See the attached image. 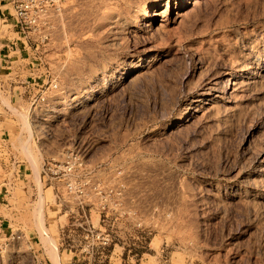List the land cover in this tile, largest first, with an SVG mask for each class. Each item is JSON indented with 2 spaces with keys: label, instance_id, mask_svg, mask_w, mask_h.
Listing matches in <instances>:
<instances>
[{
  "label": "rangeland",
  "instance_id": "rangeland-1",
  "mask_svg": "<svg viewBox=\"0 0 264 264\" xmlns=\"http://www.w3.org/2000/svg\"><path fill=\"white\" fill-rule=\"evenodd\" d=\"M65 6L0 64V264H264V0ZM76 200L117 234L111 260L64 250Z\"/></svg>",
  "mask_w": 264,
  "mask_h": 264
},
{
  "label": "built area",
  "instance_id": "built-area-1",
  "mask_svg": "<svg viewBox=\"0 0 264 264\" xmlns=\"http://www.w3.org/2000/svg\"><path fill=\"white\" fill-rule=\"evenodd\" d=\"M66 0H9V10L15 19V30L18 40L27 45L39 47L50 43L56 31L63 25ZM44 85H41V88ZM50 87L57 88V82H51ZM42 100L45 99L42 95ZM39 97L35 100H38ZM57 160L54 162L57 165ZM60 167L67 164V169L72 170L74 165L78 168L84 164L81 156L68 149L63 153ZM16 165V161H15ZM1 168H7V164L0 160ZM20 166V164H19ZM53 172V162L47 166ZM72 190V184L68 183ZM75 207L66 208L68 221L61 224L59 235L63 236V248L65 251L89 254L91 257H99L111 260L115 246L119 238L109 228L104 216L96 221L87 211V204L82 200H76ZM91 263V260L88 264Z\"/></svg>",
  "mask_w": 264,
  "mask_h": 264
},
{
  "label": "crops",
  "instance_id": "crops-1",
  "mask_svg": "<svg viewBox=\"0 0 264 264\" xmlns=\"http://www.w3.org/2000/svg\"><path fill=\"white\" fill-rule=\"evenodd\" d=\"M9 0H0V29L6 32H0V64L5 68V64L9 62L27 59L23 57L25 54V46L23 41H18V33L15 30V19L9 10ZM1 68V69H2Z\"/></svg>",
  "mask_w": 264,
  "mask_h": 264
},
{
  "label": "bare ground",
  "instance_id": "bare-ground-1",
  "mask_svg": "<svg viewBox=\"0 0 264 264\" xmlns=\"http://www.w3.org/2000/svg\"><path fill=\"white\" fill-rule=\"evenodd\" d=\"M144 14V17H143V19H146L147 18V16H149L150 15V13H149V11H147V8H146V10H145V12L143 13ZM233 83V82H232ZM231 84V80L229 79L228 80V83H227V85H226V87H229V85ZM198 109L196 108L195 109V111H197ZM28 150H30V149H28ZM31 152V151H30ZM31 154H32V152H31ZM33 156V155H32ZM29 158H30V156H29ZM37 161L36 160H32V163H33V167H34V170L36 171V175H37V177H38V169H37V163H36ZM262 172H264V167L262 168V170H261ZM261 172V173H262ZM36 179V178H35ZM39 203V202H38ZM43 204V203H42ZM42 204H39L40 206L38 207V210H39V228L40 229H42L43 230V232L45 233V236L47 235V230H46V227H45V224H44V219H45V217H44V212H43V209H42ZM37 211V210H36ZM37 219V218H36ZM36 224V223H35ZM38 224V223H37ZM35 227H37V226H35ZM39 229V230H40ZM47 238V240H49L50 242H51V244H52V247L51 248H53V250H54V256L57 254L56 253V250H57V248H55V246H54V243H53V240L51 239V237H49L48 235L46 236ZM56 257V261H57V264H58V262H59V260H58V256L56 255L55 256Z\"/></svg>",
  "mask_w": 264,
  "mask_h": 264
}]
</instances>
